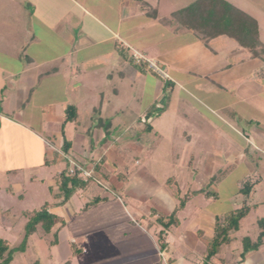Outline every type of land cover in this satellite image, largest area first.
<instances>
[{"label": "rangeland", "instance_id": "rangeland-1", "mask_svg": "<svg viewBox=\"0 0 264 264\" xmlns=\"http://www.w3.org/2000/svg\"><path fill=\"white\" fill-rule=\"evenodd\" d=\"M30 1L32 2L33 0H0V49L6 50L7 54H5L6 58L4 60H6V65L8 66L5 68V71L10 72L11 70L15 71V69H18L19 71L17 72H20L21 68L25 65L24 58L28 56L39 61V65L42 66L41 70L46 71L55 66L59 67L58 77L70 73L75 74L77 67L73 65L74 62H72V58L69 55L68 50L70 47L65 46L59 36L50 32V28L45 22H41L40 26H38L36 24L37 21H32L31 26L29 25L27 18L35 8ZM38 1L40 2L39 7H41V10L46 12L49 8L46 2L49 1ZM56 1L57 6L53 11L61 14L65 11L64 18H66L67 27H69L81 12L74 3H68L64 0ZM75 1L85 8H90V11L95 16L100 17L108 24L114 23V19L116 18L115 14L110 10L111 7L120 5L121 3V14L122 18L124 17V23L127 24L126 20L127 22L138 24L137 28L131 33L133 35L131 39L129 41L126 39L123 42L129 46L131 45L137 51L134 54L142 56L145 60L155 62L166 76L179 79L187 84L185 87H181L183 90L181 91V89H178V83L175 81V91H177L173 94L169 90L165 91L167 96L165 103L167 111L162 113L161 109L156 107L152 111L154 114L152 119H155L153 128L147 131L143 123L144 116L141 117L142 114H146V107H144L146 103L141 99V85L139 81L137 82V87L133 86L130 88L131 81H125L124 79V81L122 80L118 83V78L115 75L112 82L107 81V70L95 72L94 75L91 74L90 78L86 79V85L82 88L80 96L86 95L88 97L90 95L88 90H91L92 85L96 86L97 89L93 88V91L97 97L103 96L106 115L109 114L114 117V114H116V124H120L119 127H116L115 132L111 131L109 133L107 140L116 144L118 142H116L115 136L119 134L121 138L127 142H131L133 145L134 142H138V144L148 148L146 156L143 157L151 159L152 173L158 175L157 178L160 179L164 171L168 170V172H171V168L173 179L168 184H172L171 186L174 187V190L177 188V183L180 185L179 176L189 173L194 177L197 173L195 169L197 166L194 162L185 164L184 166L179 163L177 166L184 168V170L183 172L182 170L177 171L176 168L178 167H176L175 163H172V161L175 162L172 157L179 155V158H186L185 156L189 153L197 157L201 154L210 153L215 157L223 159V153L229 149L227 145L230 144L232 152H236L235 154H239V152L243 153L247 159L238 161L236 159L238 157H232L228 159L230 161L217 165L220 169H224L230 165V162L234 164L233 168L219 182L210 187L209 191L216 188V198L203 202L204 197L199 196L198 199L196 198L187 204L188 206L183 215L187 216L195 205L200 204V206L205 205L206 211H209L214 216L223 218L226 213L241 208L244 202L248 205L257 204V208L255 210L252 209L242 221L239 231L233 233L234 243L232 242L229 247L222 246L220 254L223 255L228 249H241V239L243 237L250 238L252 243L255 242L260 232L256 221L261 218L264 219V151L259 147L261 144L260 133H264L262 131L264 129V119L250 107H247V103L243 107L233 105V110L236 112L243 111L249 118L244 116H240L239 118L238 115L221 113H216L217 116H215L214 113L207 111L206 106L214 107L224 102H232L233 94L225 96L223 92H220L221 88L218 85L209 88L210 86L206 85L205 82L206 77H204L207 71L206 67L196 69L190 67L194 63L193 60H200L199 58L197 59V55H200L205 61L211 55L210 51L205 48V45L199 39L197 40V37L191 30H179L177 26L172 24V21L165 26L151 19L150 23H148L146 21L147 18L144 17L134 19L131 13H134L133 8L138 6L137 4L136 7L132 6L131 0ZM143 1L150 3L152 7H156V3L158 2V16L170 19L169 14L171 12L186 7L194 0ZM226 1L256 19L259 26L260 40L264 43V0ZM50 3L52 6L53 2ZM131 6L133 7L132 9ZM222 39H225V37ZM26 45L29 48L21 55L20 48ZM233 45L234 42L232 43ZM223 47H221L222 50L229 48L228 46ZM212 48L217 50V52L219 51L214 44ZM169 51H182L187 54L189 58L184 63L186 67L176 70L171 68L166 69L165 73V69H162V60L165 59L163 54ZM85 53L79 52L78 57L85 56ZM17 54L21 55L22 62L20 63L22 64H15L17 61L14 56ZM74 55L77 56V54ZM60 56L63 57L64 62L60 61ZM53 57H56L57 60L50 63V59H53ZM229 57L231 56L229 55ZM73 60H76V57H73ZM221 62L222 59L208 64L209 69L218 66ZM142 64L144 65V63ZM260 65L263 66L262 63ZM257 74L258 78L264 80L262 78L263 74ZM53 77L54 75L49 74L43 77L42 81L44 83H48L49 80L52 82ZM160 77L167 78L162 73H160ZM197 80H201V82L195 84L194 81ZM189 81L192 83H189ZM114 89L118 92L117 96L113 93ZM188 91L191 94H195L194 97L190 96ZM76 93L79 94V91ZM177 93L182 97V100H177ZM214 94L217 95V98L209 100V97ZM75 95L77 94L74 92L71 93V96L68 94L69 98L73 101L72 97ZM64 97L66 96H63L62 92H57L58 100H63ZM262 97L264 98V94ZM32 98L25 109L23 118L27 130L14 129L13 127L2 128L0 126V239L7 240L11 246H18L22 240L23 226L26 222L23 213L38 211L46 205L52 213L66 217L67 224L65 229L69 231V238L74 239L76 244L73 245L62 241L58 246H51L50 243L53 236L51 234L45 235L41 230H38L29 238L26 250L14 256L12 264H34L36 261H39L40 264H66L67 262L69 264H120L118 258L122 253H126L130 247L125 246L120 242L121 239H119L120 234L127 228V223L122 211H118V199L117 201H110L106 206L100 204V202L90 205V201L96 193L95 191L91 192L92 187L98 186L101 191L104 187L100 186L99 182L94 180L96 177H94L93 173L90 174L89 172V176L84 178L86 183L84 189L88 190L86 196L80 201L78 195L73 194L71 197L72 206L61 211L58 206L60 200L57 197L59 192H57V185L55 188L53 182L58 181V173L61 170H65V162L50 163L43 159L44 163L38 167L40 160H42L40 159L42 146L36 138H40V143L44 146V140L46 139L45 135L38 129L42 115L39 108L48 101V97H36L33 95ZM200 99L202 101H199ZM80 118L82 120L85 119L84 115L80 116ZM0 125H2L1 120ZM118 146L121 147V145ZM244 150H246L245 153L243 152ZM123 151L125 149L122 148L120 150L121 154H124ZM223 161L225 162L224 159ZM133 163L134 159L130 157L127 167L133 169ZM26 167L29 168L27 172ZM71 168H66L67 172L70 173ZM78 171L80 172V170ZM82 174L83 171L80 172L81 176ZM34 176L44 180L41 182L36 180L30 182V179ZM27 177L29 180H27ZM248 180L252 183L256 182V184H254L249 197L245 198L239 193V189ZM15 184H18L21 188L15 187ZM189 185L191 186V184ZM195 187L193 184L190 189L194 190L196 189ZM108 192L110 193V191L104 190L105 195H108ZM187 199H189L188 196ZM82 205L83 211L71 215L73 213L69 211H72L73 208L77 210ZM110 206H114L111 209V213L109 211ZM99 228L107 229L104 239H98L99 235L95 233V230ZM107 240L110 243L112 241L116 246L112 243L109 245ZM75 247L81 248L82 254L78 256L77 254L73 255ZM115 248L117 249L116 251L121 253L120 255L117 253L119 256L114 253ZM185 264L193 263L189 261L185 262Z\"/></svg>", "mask_w": 264, "mask_h": 264}, {"label": "crops", "instance_id": "crops-1", "mask_svg": "<svg viewBox=\"0 0 264 264\" xmlns=\"http://www.w3.org/2000/svg\"><path fill=\"white\" fill-rule=\"evenodd\" d=\"M48 1L46 5L49 6V8L46 12L41 10L38 0L30 1L35 8L27 18L29 25L32 21H37L36 24L38 26H40L41 22L48 24L50 28L49 31L59 36L65 46L70 47L68 51L72 58V62H74L73 65L77 67L76 72L75 74L70 73L58 77L57 75L60 71L59 67L55 66L46 71L43 69L41 70L40 68L42 66L39 65V61L28 56L24 58L25 65L21 68L20 72H17L19 71L18 69H15V71L11 70L10 72L5 71V68L8 66L6 65V60H4L7 54L6 50L0 49V120L2 122L0 126H2V128L13 127L14 129L27 130L24 124L25 121L23 120L25 115L24 112L30 100L33 99V95L36 97H48V101L39 108L42 115L38 129L45 135L46 139L44 140V146L40 143L41 139L36 138L40 141L39 144L42 146V148L40 147L42 149L40 159L42 160H40L38 167H40V164L44 163L43 159H45V161H49L50 163L65 162V170L66 168L74 167L80 170V172L93 173L94 177H96L94 180L99 182L98 184L100 186L104 187L102 191L98 186L92 187L93 189L96 188L95 190H91V192H96L94 198H99L100 204H104L105 206L110 203V201L113 202L118 199V211H122V214H124L123 216L126 217L127 223V228L120 234L119 239L122 240H120V242L125 246L130 247L126 253L122 254L116 251V248L114 249L116 255L121 254L118 258V262L120 264H185V262L190 261L193 264H201L206 254V246L213 237L215 220L218 216H214L209 211H206V206H200V204L195 205L189 211V214L184 216L183 212L186 210L187 204L196 198L198 199L199 196L204 197L203 202L215 199V197H206L204 194L192 195L191 193L206 188L210 190V187L219 182L234 166L231 162L230 165L224 169H220L217 165L230 161L228 159L232 157H238L236 158L238 161L245 160L247 157H245L243 153L241 154L239 152V154H235L236 152H232L230 144L227 145L230 149L227 150L229 153H227V151L223 153L225 162L222 158L215 157L210 153H205V155L201 154L197 157L192 156L190 153V155L187 154V156H185L186 158H179V155L172 157L175 161H172V163H175L176 167H178L177 164L179 163L184 166L192 162L197 166L195 168L197 173L194 177L189 173H184L179 176L180 185L177 183V188L174 190V187L171 186L172 184H168V182L173 179L171 168V172H168V170L164 171L160 179L157 178L158 175L152 173L151 159L143 157L146 156L145 154L148 148L138 144V142H134L133 145L131 142H127L121 138L119 134L115 136V140L118 143L115 144L114 142L108 141L107 137L109 133L111 131L115 132L116 127L120 126V124H116V114H114V117L109 114L106 115L103 96L97 97L93 91V88L97 89L96 86L92 85L91 90H88L90 94L88 97L86 95L80 96L82 88L86 85V79H89L91 74L94 75L95 72L107 70V81L112 82L113 76L115 75L118 78V83L122 80L124 81V79L125 81H131L130 88L133 86L137 87V82L139 81L141 85V99L146 103L144 106L146 107L145 112L154 105L155 107L163 109L162 113H165L167 111V105H165L167 96L165 91L167 92L169 90L171 94H173L177 91H175L176 82L178 83L179 90L187 84L179 79H174L171 76L169 77L168 75L166 76L167 78L159 77L152 71H148L147 68L146 70H139L133 62L130 63L120 56L118 53V49L120 48L127 49L126 53L128 56L137 53L131 45L129 46L124 42L126 39H128L127 41L131 39L133 36L131 33H133V30L138 26V24L130 23L126 20L125 22L127 24L124 23V17L122 18L121 14V3L120 5L111 7L110 10L115 14L116 18L114 19V23L108 24L100 17L98 18V16H95L94 13L90 11V8L79 5L75 0H64L68 3H74L81 12L80 15L76 17L77 19L75 18L76 20L74 23L67 27L66 18H64L66 14L65 11L63 14L55 13L53 9H56L57 1ZM131 1L132 6L136 7V4L138 6L136 8L131 6V9H134V13H131L134 19L144 17L147 18L146 21H148V23H150L149 21L151 19L160 24L158 19H161V17H159L158 14V19L148 16L147 7L145 8V5L143 6L140 3L141 0ZM50 2H53L52 6ZM143 2L152 7L150 3ZM157 5L158 2L156 3V7ZM127 15L130 16L129 14ZM181 29L183 30V28H179V30ZM222 38L224 37L211 40L207 46L201 41L205 45V48L210 51L209 53L211 55L206 58V61L202 59L200 55H197V59L199 58L200 60H193L194 63L190 67L195 69L206 67L207 71L204 74V77H206V85L208 84V86H210L209 88H213L214 85L220 86V92H223L225 96L233 94L232 102H224L219 106H206L205 108L209 113H214L215 116H217L216 113L232 115L230 112H234L239 118L240 116L249 118L243 111L236 112L233 110V105L243 107V105L247 103V107H250L256 114L264 119V98L262 97L264 94V80L256 76L262 69L263 66L260 64L262 63L263 65V62L258 59H250L249 54L238 48L234 41L226 37V40ZM231 42H234L233 46ZM213 44L219 50L218 52L212 48ZM223 46H228L229 48L222 50L221 47ZM28 48V45L22 46L20 48L21 55L24 54ZM79 52L87 53L80 58L78 57ZM74 54H77V56ZM21 55L17 54L14 56L17 61L15 64L22 62ZM229 55L231 57H229ZM60 57V61L64 62L63 57ZM73 57H76V60H73ZM163 57H165V59L162 60V69H165V73L166 69L171 68L176 70L186 67L184 63L189 58V56L182 51H169L163 54ZM220 59H222V62L218 64V66L209 69L208 64L212 62L215 63V60L218 62ZM56 60L57 58L53 57V59H50V63ZM49 74L54 75L53 81L51 82L49 80L48 83H44L42 78ZM200 82L201 80L194 81L195 84H199ZM189 83L192 82L189 81ZM78 91L79 94L76 93ZM181 91L183 90L181 89ZM57 92H62L63 96L66 97H64L63 100H58ZM73 92L77 94L72 97L74 101L68 96V94L71 96ZM113 93H115L116 96L118 95L115 89ZM188 94L192 97L195 95L191 94L189 91ZM176 98L177 100H182V97L178 95V93ZM216 98L217 95L214 94L209 97V100ZM199 101H202V99ZM68 105H73L76 108L77 116L74 121L64 124V136L70 143V148L67 152H62V137L60 131L65 118V108ZM82 115L85 117L83 120L80 118ZM144 115L145 114H142L141 117ZM100 120L105 121V123L107 122V130L99 126ZM144 121L145 119L143 123ZM154 122L155 119L153 120L152 117L147 120V123L151 126V130ZM103 125L105 124H102V126ZM213 126L215 127L214 124ZM262 131H264V129H262ZM241 134L244 135L243 132H241ZM260 138L261 144L259 147L264 151V146H262L264 145L263 132L260 133ZM118 145H121V147L125 149V151H123L124 154H121L120 150L122 148ZM245 151L246 150L243 152L245 153ZM130 157L134 159L133 169L127 167ZM176 169L177 171L182 170V172L184 170V168L181 167ZM28 170L29 168L26 167V172ZM62 171L63 170H61V172ZM61 172H59L58 175ZM215 176L218 177V181L210 183L212 179L214 180ZM27 180H29L28 177ZM33 180L41 182L44 179L34 176L30 179V182ZM47 181L51 182L50 180ZM53 183L55 184V188L57 185L58 189V181L56 180V182L54 181ZM189 184H191V186L194 184V187L197 185L195 187L196 189L191 190ZM254 184H256V182H254ZM14 186L21 188L18 184ZM105 189L106 191H110L108 195L104 194ZM176 191L179 193L178 196L176 195ZM211 191L216 193L217 196L216 188ZM87 193V189H82L77 191L74 195H78L81 201ZM185 196H188L189 199L184 208L177 212V224L163 230L156 220L160 216H169L177 207L179 198H184ZM71 200L72 199L66 204L59 206L61 211L72 206ZM82 207L83 205L79 206L77 210L73 208L72 211L69 212L73 213L71 215H75L77 212L83 211ZM113 207L114 206L109 207L110 210H108L110 213ZM252 209L255 210L254 208ZM61 217L67 224L66 217ZM244 219L240 221L239 228ZM66 224L58 232V244L56 246L60 245L62 241L73 245L76 244L74 239L69 238V231L65 229ZM160 231H163V240L166 244L165 250L163 251L160 250L157 238V234ZM95 233L99 235L98 239H104L107 229L99 228L95 230ZM231 237L234 239L233 234H231ZM107 242L109 241L107 240ZM127 242H129L128 245H126ZM111 243L114 244L112 241ZM111 243L109 242V245H111ZM231 244L224 246L229 247ZM241 251L242 248L234 250L228 249L223 255L219 252L211 258L209 264H264V241L258 250L248 252L243 259L240 257ZM80 254H82V249L77 256Z\"/></svg>", "mask_w": 264, "mask_h": 264}, {"label": "trees", "instance_id": "trees-1", "mask_svg": "<svg viewBox=\"0 0 264 264\" xmlns=\"http://www.w3.org/2000/svg\"><path fill=\"white\" fill-rule=\"evenodd\" d=\"M140 1V0H138ZM140 3L145 8L147 7V15L153 18H157V7H150L142 0ZM170 19L161 18L158 19L160 24L167 26L169 22L178 28L191 30L193 34L202 41L206 46L208 43L219 37H226L234 41L238 48L249 54L250 59H258L263 62L262 70L257 75L263 74L264 78V43L260 40L259 26L252 16L246 12L236 8L226 0H194L177 11H173L169 14ZM127 49L120 48L118 53L120 56L130 63H134L133 54L127 55ZM136 68L139 70H146V64H136ZM156 107L153 105L144 115V123L146 124V130L150 131L151 126L147 123V120L154 116L153 112ZM158 109V108H157ZM163 111V109H161ZM235 115L234 112H230ZM159 115V113H158ZM76 108L73 105H68L65 108V118L61 125V137L62 146L61 151L67 152L70 148V143L64 136V124L76 119ZM101 127L107 130V122L99 121ZM102 124H105L102 126ZM218 177L215 176L210 183L216 182ZM84 177L80 175V172L75 169L73 174L63 170L58 175V194L59 198L58 206L66 204L73 194L78 190L84 189L85 186ZM254 183L249 180L242 184L239 189V193L245 198H248L252 192ZM192 195L204 194L206 197H215L216 193L206 189H200L193 191ZM176 195L179 193L176 191ZM187 196L179 198V203L174 211L169 216H160L156 221L161 225L163 230H166L177 224V212L182 210L187 202ZM100 201L99 198H93L90 201V205L96 204ZM256 205H248L244 202L243 206L235 211L228 212L223 218L216 217L214 234L212 239L206 246V254L201 264H209L211 258L218 254L224 245H229L233 242L231 234L239 230V224L242 219L247 217L252 208H256ZM26 222L23 226V237L18 246H11V244L4 239H0V264H12L14 256L16 254L23 253L26 250L29 238L35 234L38 230H41L45 235L51 234L53 239L50 243L51 246L58 244V232L65 226V220L56 213H52L46 205L40 210L32 213H23ZM257 226L260 232L255 242H251L250 238L243 237L241 239L242 251L240 253L241 259L245 257L248 252L256 251L263 244L264 241V219L257 220ZM160 250H165L166 244L163 240V231L157 234ZM81 249H74L73 255L79 254ZM34 264H40L36 261ZM66 264H69L67 262Z\"/></svg>", "mask_w": 264, "mask_h": 264}, {"label": "built area", "instance_id": "built-area-1", "mask_svg": "<svg viewBox=\"0 0 264 264\" xmlns=\"http://www.w3.org/2000/svg\"><path fill=\"white\" fill-rule=\"evenodd\" d=\"M133 59H134V63H136V64H139V63H144V64H146V68H147V70H149V71H152L153 73H155L156 75H158L159 77H160V73H162L165 77H166V75L162 72V70L155 64V62H153V61H149V60H145V59H143V57L142 56H139L138 54H133ZM74 171H75V168L74 167H72L71 169H70V173L71 174H73L74 173ZM89 176V172L87 173V172H83V174H82V177H88Z\"/></svg>", "mask_w": 264, "mask_h": 264}]
</instances>
